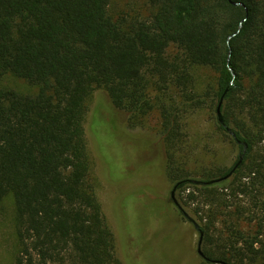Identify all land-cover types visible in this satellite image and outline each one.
Returning <instances> with one entry per match:
<instances>
[{
    "label": "trees",
    "instance_id": "16d2710c",
    "mask_svg": "<svg viewBox=\"0 0 264 264\" xmlns=\"http://www.w3.org/2000/svg\"><path fill=\"white\" fill-rule=\"evenodd\" d=\"M110 1L0 0V204L11 202L17 247L12 264H121L88 181L84 117L86 100L97 89L128 114L131 127L157 115L167 177L175 191L192 190L181 197L183 205L206 194L216 201L210 189L229 178L210 185L189 180H217L234 165L196 180L180 157L186 148L184 108L198 104L192 69H212L214 106L223 99L225 124L247 144L231 177L244 169L251 186L264 188V0H148L154 13L126 25L109 15ZM6 77L32 89L6 87ZM102 112L96 107L87 125L108 171L105 156L120 153L109 136L116 134L113 122ZM98 132L107 137L101 146ZM126 139L119 140V150L135 151L134 140ZM110 167L104 175L109 183L127 180L112 175L123 173L117 159ZM238 190L244 195L248 186ZM169 203L184 216L171 192ZM208 230H197L203 264H256L264 258L263 227L251 236L232 228L220 244Z\"/></svg>",
    "mask_w": 264,
    "mask_h": 264
},
{
    "label": "rangeland",
    "instance_id": "374dc122",
    "mask_svg": "<svg viewBox=\"0 0 264 264\" xmlns=\"http://www.w3.org/2000/svg\"><path fill=\"white\" fill-rule=\"evenodd\" d=\"M108 13L113 19H123L126 25L135 19L146 20L154 13V8L148 0H111ZM192 75L198 104L197 107L184 108L187 111L182 120L186 148L180 157L185 162L186 172L198 180L207 171L230 169L240 151L216 123L213 93L217 73L208 67H195ZM4 85L21 92L32 89L15 77H6ZM96 107L112 120L111 127L116 134L109 133V136L120 153L119 157L114 151L105 156L108 171L96 157L93 137L87 125ZM128 119V114L115 109L101 89L94 90L86 100L84 140L91 164L88 181L114 233L116 255L121 264H203L197 251L200 236L195 225H206L209 237L212 241L219 238V244L232 228L249 236L257 233L259 227L264 228V188L251 186V175L244 169L236 179L231 177L210 189L216 193L218 204L206 194L205 198L198 197L189 205H183L181 197L186 199L191 188L185 192L175 191V200L190 220L179 215L176 207H169L174 183L165 170V148L159 136L158 117L151 115L138 127H131ZM123 137L134 140L132 144L137 149L119 150V140ZM97 138L99 146L107 140L102 132H98ZM131 140L126 139V143ZM116 159L120 166H124L121 167L124 175L114 171L113 177L127 180L109 183L104 175L111 171L110 166ZM243 184L248 186L244 195L238 190ZM194 195L197 196L196 193ZM167 208L169 214L165 212ZM11 210L9 200L0 204V264H12L16 254ZM261 240L264 242V237ZM256 264H264V258Z\"/></svg>",
    "mask_w": 264,
    "mask_h": 264
},
{
    "label": "water",
    "instance_id": "95a60500",
    "mask_svg": "<svg viewBox=\"0 0 264 264\" xmlns=\"http://www.w3.org/2000/svg\"><path fill=\"white\" fill-rule=\"evenodd\" d=\"M234 5H240V3H234ZM240 28V26H239ZM239 30V29H238ZM222 102H223V99L221 98L215 108V115H216V120L217 122L225 129V131L235 140V142L237 143V145H240L242 146V149L241 151L239 152L238 154V158H237V161L236 163L234 164V166L232 167L230 173H228L226 176H224L223 178H220V179H217V180H212V181H208V182H199V181H195V180H189L190 183H194V184H205V185H210V184H213V183H216V182H220L222 180H226L228 178L231 177L232 173L236 170V168L239 167V165L242 163L243 159H244V156L246 154V151H247V144L245 142H241L237 139L235 133L225 124V121H224V118H223V115H222V111H221V106H222ZM175 188H173V190L171 191V194L174 195V191H175ZM173 201L174 203L177 205V202L175 201V199L173 198ZM181 209V208H180ZM185 217H187L189 220L190 218L184 214ZM195 228L198 230V226L195 225ZM200 244H201V235H200V239H199V242H198V254L200 256H203L201 250H200ZM215 264H218V262H214Z\"/></svg>",
    "mask_w": 264,
    "mask_h": 264
},
{
    "label": "flooded vegetation",
    "instance_id": "af4514ba",
    "mask_svg": "<svg viewBox=\"0 0 264 264\" xmlns=\"http://www.w3.org/2000/svg\"><path fill=\"white\" fill-rule=\"evenodd\" d=\"M229 135V134H228ZM230 136V135H229ZM231 137V136H230ZM232 140H234L232 137H231ZM235 141V140H234ZM171 198L173 199L174 198V195L171 194Z\"/></svg>",
    "mask_w": 264,
    "mask_h": 264
}]
</instances>
